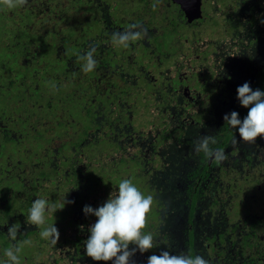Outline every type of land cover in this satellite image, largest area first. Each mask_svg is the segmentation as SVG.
<instances>
[{
  "label": "rangeland",
  "instance_id": "1",
  "mask_svg": "<svg viewBox=\"0 0 264 264\" xmlns=\"http://www.w3.org/2000/svg\"><path fill=\"white\" fill-rule=\"evenodd\" d=\"M84 2L92 1V0H82ZM93 2V1H92ZM121 3H123V7L120 8V12L117 14H123L126 16V21L122 23L114 22L112 19H110L109 15H106L103 17L99 22V28L98 32L94 33L92 32L89 37L86 35L81 36L80 39L77 37H71V39H65L64 43L66 44H76L78 46L77 51L80 52V54H86L88 48L90 45L96 46V53L95 58L97 61L100 60V58L103 56L104 53L103 50L105 48H110L111 50L115 51L120 49V47L113 46L111 42V35L113 32L123 31L125 28H127L131 24H140L143 28L147 29L148 36L144 39H141L135 43H145L147 45V48L141 47L142 51L144 53H147V51L150 53L151 58L144 57L143 63L141 66V71L143 72V75L137 74V78L135 77L132 81H124V82H117V85H114L111 83V81H116V76L114 75H106V70L103 66H98L95 71L98 70L97 76L92 80L94 82H97V86L95 88H91L85 79H78L80 83L81 88L77 89L79 91H75L76 95L80 99V95H87L91 94L93 95L91 102H94L95 105H92L93 108V117L94 122L97 124V130L98 135L101 136V134H108L106 133L111 132V129L108 128V124L111 122H114L116 124V128L122 130L121 136L123 137V143H126L128 146L124 147V149L118 148V145L115 142H110L111 140L107 139L104 140L99 146H87L84 147L82 150L84 151L82 154H80V151L76 152L77 148H80V145L76 149H70L73 146V143L70 144V139L75 136V133L82 129V122L83 121V114L80 112L78 113V102L79 99L76 97L77 104L76 107L69 113L70 108L66 107V109H61L62 113H65L66 118L68 119L66 122L68 124L67 128L62 130L61 135L58 137H55L53 139L54 142L51 144L50 150H47L42 154L39 160L42 162H32L26 167V170L22 173V181L24 183H18L17 186H13V181L11 178L4 177L3 178V186L8 190V193L11 198H18L19 201L17 203H26L34 202L37 198H43L42 197V190L41 188L37 189V194H29V177L27 176V171L29 169H34V166H43L46 164L47 170L52 171H61L63 174H66L67 171L71 172V170H68V166L61 165V161H65L66 159L74 158V156L78 155L80 157V161L76 162L72 167L73 168H80L82 167V173H83V183L86 184L85 190L83 192H86L90 187L97 184L99 180L104 181H110L115 180L117 177L121 178V181L123 178L126 177V179H130L137 188L145 195H151V193L155 192L152 185H145L143 190L142 188V181H141V168L138 165L134 164V158L135 160H140L143 164V166H149L151 167V157L153 156L152 152H146L145 147L148 145L146 142L147 136L149 139H152L155 128L149 124L154 120H157V116L159 113H163L164 115H167L169 111L171 113H176L175 109H173V106L170 100H164L163 94L157 93V85L160 83V86H162L164 89H166L164 82L169 80V76H173L172 74L175 73L176 67H183L181 71H184V69H188V72L193 71V69L201 70V65H198L200 60L202 59L205 50L208 48L211 51V48L214 47L215 44L221 43L225 40V36L223 33H230L232 31V28L229 27L230 24H233L231 19L234 20L237 26L239 28H242L245 22V18L247 16L246 11L241 8H237L238 2L236 0H206V12L209 17L212 18L214 22L207 19V21L198 23L195 25H189L184 23L183 25L180 23L178 25L171 23L170 21L175 17L177 19V16L172 13V11H167L164 9V7L158 8L153 11L152 5H149L146 7V9L143 8V4L141 3L138 6H132L131 3L127 4L125 0H120ZM249 2V0H248ZM253 6V12H254V18H257L259 21L258 23L252 25L251 27V85L254 82V78L258 76L259 73L264 74V0H251ZM50 3V5H47ZM111 3H114V0L111 1ZM172 5H177L175 3H171ZM245 4H247L245 2ZM61 0H28L27 4H25L23 7H16L14 9H9L6 6L0 2V15L3 16L5 14L14 15L13 18H17L16 22L20 21L25 23L27 28L32 29V33L29 34L30 36L29 40L26 38V34L18 33V36H15L14 29L19 27L18 23L15 25V23L11 26H9V23L6 21L3 22L1 25V32L4 35V33L11 32V38L14 41V45H24L25 47H28L30 53H32V50L41 49V39L39 38V32L40 30L43 31L44 29H50L53 33L56 32V42L57 47L60 49L62 47V37L65 35L63 31L74 28L75 31H77V35L79 36L80 29L85 26L84 21H88L91 19V15L87 16L86 12H83L84 8L87 6L84 4H75L73 5V8H70L65 12H61L59 8L55 9V7H60ZM103 5L104 9L108 10L109 5ZM111 6V5H110ZM132 6V7H131ZM246 7V6H244ZM76 11L75 14L82 16L83 21L75 23V19L72 20L66 17L63 19L62 22H59L58 24H55L54 18H58L59 15L63 16H70L71 12ZM111 10L115 12L111 6ZM244 10V11H243ZM36 12V14H35ZM253 12H251L253 14ZM133 13V14H132ZM90 18V19H89ZM181 18V17H180ZM239 19L242 21L239 23ZM72 23H71V22ZM109 22H112V24H109ZM126 22H129V24H125ZM185 22V21H184ZM221 23V26H220ZM242 23V24H241ZM6 27V28H4ZM176 27L178 29L182 30H176ZM94 30V28H93ZM162 35L161 39L159 40V43L157 44V48H160L159 50H155L153 44L149 39H151L155 35ZM261 35L262 40H258V36ZM224 36V38H222ZM252 36H255V39L252 40ZM77 39V40H76ZM173 39V43L171 42ZM256 46V48H255ZM255 48V49H254ZM84 49V50H83ZM250 49V48H249ZM169 51V52H168ZM255 52V57L252 52ZM1 52V51H0ZM165 53V54H164ZM244 52V50H240L234 54H231L227 58V61H223L221 57L219 56L216 63L217 65H211L210 68L215 67L218 68V65H249L248 61L246 60L247 54ZM2 54V53H1ZM0 54V60L8 61V53H4L3 55ZM114 54V55H113ZM112 56H116V51L113 52ZM164 55V56H163ZM222 62V63H221ZM155 63V65L153 64ZM180 64V65H176ZM257 63V64H256ZM183 64V65H182ZM193 68H190L189 66L195 65ZM71 66V65H69ZM111 67H115V65H109ZM198 66V67H197ZM81 67V66H80ZM190 68V69H189ZM79 73H82V68L77 69ZM180 72V71H179ZM188 72H185L187 74ZM84 73V72H83ZM87 75V73H85ZM177 74V73H176ZM17 77L20 76L18 73L16 75ZM87 77V76H86ZM254 77V78H253ZM174 78V77H173ZM172 79L167 83L172 89H175V91H168L170 93H177L180 95V90L182 89V86L179 88L178 83L173 82ZM194 79L197 77L193 76ZM104 79V80H103ZM137 80L142 82H137ZM101 81V82H100ZM123 83V84H122ZM152 85L153 88L148 89L147 86ZM87 86V87H86ZM117 86V87H116ZM178 87V88H177ZM78 88V86L76 87ZM105 88V94L102 92V89ZM200 90H204V88L201 86L199 87ZM92 90V92H91ZM97 90H101L100 92H97ZM69 92H61L59 93L61 96L66 95L69 96ZM91 92V93H90ZM90 96L88 97V100H90ZM99 96H106V98H110L111 101L107 102V107L103 105H97L96 99H98ZM102 100H105V97H101ZM122 100L124 101L125 106L129 107L130 109L125 112L123 110V115L126 114L128 116H131V118H134L132 120H129V118L125 119L124 116L119 117L121 113V109L124 108ZM114 102V103H113ZM112 106V107H111ZM118 108V111L114 110L116 107ZM180 107V106H179ZM177 107V108H179ZM114 110V111H113ZM69 113V114H68ZM29 114H26L23 116V118H27ZM127 116V117H128ZM169 117V114L167 115ZM158 122V120H157ZM94 123V124H95ZM93 124V125H94ZM140 124V125H138ZM71 125L73 127H71ZM76 125V127H75ZM108 128V129H107ZM141 131V134L138 135L137 133ZM93 134L90 135V137L96 138L97 133L95 132L94 128L92 127ZM109 136V135H108ZM47 137V136H46ZM20 140V137H18ZM136 138V140H135ZM42 140V139H41ZM65 140V141H64ZM76 140V139H75ZM126 140V141H125ZM57 143H63V149L60 151L61 154L58 155V150L53 149L54 146H56ZM87 144V141L85 142V145ZM67 145V146H66ZM259 145V142L256 141L255 143L251 144V147H257ZM49 146L48 143L44 142L41 147L47 148ZM120 147V146H119ZM82 148V147H81ZM123 148V147H122ZM143 149V155H141L140 149ZM161 153L165 155L166 159H172V157L169 154V151L167 147H162ZM107 149V150H106ZM106 150V151H105ZM148 151V150H147ZM104 152V154H103ZM126 157L124 158V154ZM46 154L48 156H46ZM181 154L179 153L178 157H181ZM44 155V156H43ZM141 156V158H144V161L138 158ZM123 157V161L122 158ZM37 157L26 159L36 160ZM44 158H46V162H44ZM84 159V161H82ZM4 163L9 166H16L21 167L22 162L16 160L11 155H8L6 159L4 160ZM84 163V164H83ZM68 165V164H65ZM173 165H175L173 167ZM142 166V167H143ZM173 170L176 169L177 172H180V167L177 163H171V162H165V165L161 167L160 174H167L170 169ZM163 173V174H162ZM247 173V171H246ZM79 178L82 176L80 173L78 174ZM139 175V176H138ZM247 179L240 178L237 180L236 184H233L236 187V190L233 194H226L225 199H228V195H233V198L235 202H241L240 200L243 198L244 202L243 209L242 205H233L231 207L230 214H228V220L230 223L238 220V222L242 221L244 217L247 214L251 213V198L247 196V194H243L241 192L242 188L246 189L247 185L251 187V184H256V188L254 190L260 191L259 193L264 194V163L257 162L254 167L249 169V173L246 174ZM230 176V175H229ZM143 177V176H142ZM227 178V177H226ZM146 179V178H145ZM233 179V178H231ZM42 180V179H41ZM144 180V179H143ZM147 184H151L149 180H147ZM151 181V180H150ZM43 183L46 182V178H43ZM140 185V187H138ZM258 185L260 187H258ZM50 189H55L57 186L54 181H51L49 183ZM163 188H165L164 185H162ZM182 187V185H181ZM57 188V187H56ZM105 188V189H104ZM184 188L182 187V191ZM62 193H67L64 191L56 190L55 195L60 197ZM69 193V192H68ZM67 193V194H68ZM70 194V193H69ZM108 194V188L103 187L100 188L96 197L92 198H85V202H95L98 201H104ZM53 195L50 197V202H57V199L63 203L64 198L66 201H69L70 203H66L63 208H65L68 213L71 212V216H76V223H72L70 226H66L64 232L62 235H59L58 243L60 246H52L49 247L47 251L44 252V248L38 247L35 249V251L32 253L34 255V264H66L67 259H69V252L70 250L74 249L72 248L73 245L70 242L69 239L74 238L77 232L80 231L82 228H89L93 223L96 222V217L91 216L86 223H82V219H86V215L78 216L80 215L79 212H83V206H81V202H77L74 199L73 195H65L63 198H57ZM179 194L175 191V189L169 190L166 189L163 192V197L166 200V209L167 207H171L172 211H178L182 208V205L178 202V196ZM152 196V195H151ZM174 197L173 201H170L169 197ZM260 197V196H259ZM4 201V200H3ZM97 201V202H98ZM169 201V202H168ZM106 202V200H105ZM104 202V203H105ZM61 203V204H62ZM101 205L96 204L97 208ZM95 206V205H93ZM156 206H158L156 204ZM92 207V206H91ZM257 208V204L254 205V210ZM242 209V210H241ZM155 210V202H153L152 209L147 215L146 219V228H151L150 226L154 225L153 223L156 222L154 213ZM58 212V211H56ZM64 212V211H62ZM258 212V211H253ZM68 217V216H67ZM66 216L63 217L61 220L63 223H66ZM51 216L49 214H46V226L54 224L51 221ZM68 218V219H69ZM73 228H72V227ZM214 228V227H213ZM218 227L214 228V230L208 229V235L210 236L211 233H215L218 231ZM226 227H223V231L225 232ZM227 231V230H226ZM230 230H228V233ZM227 234V233H226ZM35 243V242H34ZM70 247V248H69ZM43 249V250H41ZM50 252V254H49ZM63 255V259L57 263H54L55 260L59 259L58 254ZM68 256H67V255ZM60 260V259H59ZM65 260V261H64ZM36 262V263H35ZM69 262V261H68Z\"/></svg>",
  "mask_w": 264,
  "mask_h": 264
},
{
  "label": "trees",
  "instance_id": "2",
  "mask_svg": "<svg viewBox=\"0 0 264 264\" xmlns=\"http://www.w3.org/2000/svg\"><path fill=\"white\" fill-rule=\"evenodd\" d=\"M92 1L84 2L82 0H61V4L63 5H61L60 7H55V9L59 8L61 12H66L69 7L73 8V5L75 4H84L87 7L84 8L83 12H86L87 16L89 15V13L91 15V19L89 18L90 20L84 21L85 26H83L80 31H78L79 36L77 35V31H75V26L74 28H69L63 31L65 35L62 37V47L60 49L57 47L56 32L53 33L50 29H44L43 31L40 30L39 38L41 39L40 46L42 48L32 50V53L28 52L29 48L25 47L24 45H14V41L11 38V32L4 33L3 35L0 30V54H9L8 61L0 60V264H4L5 261L3 259L7 260V257L4 256V249L19 241H31L30 244H25L22 246V250L19 253L20 264H34V255L32 253L36 248L41 246V248H44L45 252L49 247H52L47 241L41 239L39 235L40 228H37L35 225H28L26 223V217L28 215V210L31 207V203H17L19 199L16 197L11 198L8 190L3 186L4 177L11 178L13 181H15L12 182L13 186L18 185L16 182L23 183L22 171L19 169L20 167L6 165L4 163V160L8 155H11L16 160L22 162L21 167H24L29 161H31V159H26L27 157H37L35 162H42L41 160H39L40 157L38 156H41L42 154H44V152L50 150L49 148L55 140L53 138L61 135L62 130H65L68 126L66 122L68 120V117L65 116V113L61 112V109H66L65 106L69 107V113H71V111L76 107L77 100L75 97V91H79L77 89L83 86L80 85V83L76 80H78L79 78H83L91 88H95L97 86V82L92 83V80L97 76L98 70L95 71V69L93 72L87 73V75L83 72L79 73L77 69H81V63L78 61V56L82 54L77 51L78 46L76 44H66L64 43V41L65 39H71V37H77L78 39H80L83 35L89 37L92 32L97 33L99 22L106 15H109L110 19L118 23H122V21L120 20H123V22H125L127 19L123 14H117L120 12V8L123 7V3H121L120 0H114L113 4L111 3L112 0ZM125 1L127 4L131 3L132 6L138 7L142 3L144 5V9H146V7L149 5H153L154 2V0ZM171 3H173L172 0H160L158 8H160L161 6L164 7V9H166L167 11H172V13L177 16V19H175L174 17L170 22L173 24L176 23V25L180 23L183 25L185 22L182 14L178 10L177 5L175 6ZM102 4L109 5L108 10L104 9ZM47 5H50V3H48ZM110 5L115 12L111 10ZM76 11L77 10L71 12L70 16L59 15L58 18H54L55 24L62 22L66 17H70L69 19L71 20L74 18L76 21L75 23L83 21L82 16L75 14ZM13 17L14 15L9 14H5L3 16L0 15V29H2L1 25L4 21L9 23V26L13 25L14 23L16 25L18 23V25L20 26L14 29L15 36L17 37L18 33H23L26 34V38L27 40H29L30 36L28 35L31 34L33 30L27 28L25 23L23 22H16L17 18ZM109 24H112V22H109ZM125 24H129V22H126ZM177 29L178 27H176L175 31ZM178 30L182 29L179 28ZM161 37L162 35L160 36L159 34H156L151 39H149V41L152 42L155 50H159L161 48H157V44L159 43ZM171 42L173 43V39ZM144 46L147 48V45H145V43L143 42L131 44L127 49L120 48L118 50H115L117 53L116 56H112L113 52L115 51L111 50L110 48H105L103 50V56L98 61V66H103L105 68L104 70H106L105 73L107 76H116V81H111V83L114 85H117V82L119 81H132L135 77L137 78V74H140L142 72L140 69L143 63V58L149 57L152 60V57L148 51L147 53H144L142 51L141 47ZM153 64L155 65V63ZM109 65H115V67H111ZM176 65L178 66L180 64L176 63ZM181 69L180 67H176L175 73L172 74L173 76H169V80L164 82L166 89L160 86V83L156 87L157 93H161V95L164 93L162 99H172L173 101H171V103L174 102L175 105L177 104L176 106H174V108L180 113L184 108L179 104V99L177 97L178 94L170 93L168 89L170 91H175V89H172L169 85H167V83L173 77L174 78L172 81L178 83L176 73H178ZM18 73L20 74V76L17 77L16 75ZM142 75L143 72L141 73V76ZM137 82L142 81L137 80ZM77 86L78 88H76ZM147 87L148 89L153 88L152 85H149ZM251 88L253 90L260 89L261 91H264V82L260 83L259 81H257V83H253ZM67 91H70L69 96H61L59 94L61 92L65 93ZM100 91L101 90H97V92ZM102 92L104 94L106 93L105 88L102 89ZM89 96L90 94L80 95V99L77 96V98L79 99L78 113L80 114V112H82L83 121H85V123L82 122V129H79L75 133V136L70 139V144H67L71 145L73 143V146L70 149H76L79 144H83L80 145V148L76 149V152L80 151V154L84 152L82 150L84 147H97L102 142H104V140L107 141V139L109 140L110 138V132H108V130L106 132L108 134H101V136L98 135L99 131L96 128L97 124L94 122V117L92 115V105H95V103L91 102L93 95L91 94L90 100H88ZM101 97H105V100H102ZM108 101H111L110 98H106V96H99L98 99H96V104L107 107ZM122 103L124 108L121 109L119 117L124 116L125 119H134L126 114L123 115V110L127 112V110L130 108L125 106L123 100ZM118 108L119 107L117 106L114 110L118 111ZM26 114H29V116L27 118H23V116H25ZM211 118L212 116L206 118V121L208 120L207 125L212 121ZM149 124H151L155 129H159L160 131H162L161 134L163 138H159V142L161 143L162 140L163 143L170 142L167 138L174 136V144L176 150L178 148V145L186 146L188 147V149H190L194 145L196 137L199 136V133H197L196 130L187 128L181 122H177L175 126H172L168 125V122L160 124L159 120L158 122L157 120H154ZM71 127L73 126L71 125ZM92 127L97 133L96 138L90 137V135L93 134ZM196 127H202V129L205 128L204 123L195 125L193 128ZM167 129L169 131H167ZM155 133L156 130L154 134ZM137 134L140 135L141 131H139ZM18 137H20V140L17 143V140L19 139ZM86 141L87 144L85 145ZM109 141L112 142V140ZM44 142L49 144L47 148L41 147ZM118 144L120 146H118V148H121L123 141H120V143ZM122 147L124 149L123 145ZM63 148V143H57L56 146L53 147L54 150H58L57 156L61 154L60 151ZM180 153H183L181 154V157L186 156L184 154V150H181ZM46 156L48 155L46 154ZM121 158L123 161V157ZM80 160V157L76 155L74 156V158L61 161V165H63L65 162V164L68 165L64 164L63 166H68V170H71V172L67 171L66 174H63L61 171L59 172L47 170L46 164H44L43 166H34V169H29L27 171V176L29 177V182L27 183L29 184V194H37V189L42 187V197L44 199H47L48 201L53 193L55 195L56 190H59L67 193L69 192L70 194L62 193L60 197L55 195L57 198H63L65 195H73L75 201L81 202V206H83V208L85 205H92L94 201L86 203L84 199L92 197L97 198V194L100 188L107 187L108 184L114 182V180H99L96 185L90 187L86 192H83L85 190L86 184H84L82 181V167H72L74 164H76V162H79ZM142 160L144 161V158ZM82 161H84V159H82ZM44 162H46V158H44ZM154 169L147 165L141 168L144 173V177L149 180V182H151L152 187L158 188L162 185V183L158 178L157 180L155 179ZM79 173L82 176L81 178H79ZM44 177L46 178L47 183L42 184ZM51 181H54L56 183L57 188H49L48 185ZM255 185L256 184L252 183L251 187L247 188V190L251 192V214L246 215L242 221L238 222L236 225L234 224L235 226H231V230L233 229V227L234 229L238 228V233H241V231L246 228L245 225L256 223L255 221H253L254 216H256L254 215L253 211H258L259 206L260 212H262L259 215H261L262 218H257V220L261 223H264V194L259 193L260 191L254 190V188L257 187ZM97 201L98 200H96L95 202ZM254 201L257 204V208L255 210L254 205L256 204L254 203ZM57 202L58 206L62 203L58 199ZM104 202L105 200L102 202L98 201V203L100 204ZM13 208L15 209L16 214L15 212L13 213ZM2 209L4 210L1 212ZM57 211L58 212H55L54 214H48L49 216H51L50 219L54 223V226L58 229L59 235H62L66 228V224H61L60 220H62L64 216L67 217L68 215H71V212L69 211L68 213L65 208ZM79 214L80 215L78 216L85 215L84 212H79ZM91 216L92 215H88L85 220L83 218L82 223H86ZM68 218L69 217H67L68 223H76V216H71L69 219ZM15 223H19L21 227L17 236V241L13 242L10 240L7 233L8 228ZM251 231L253 232V230ZM255 232V234L259 233V235L257 234L256 238L253 239L254 243L251 242V257L247 255L245 261H243L242 264H252L253 262H255V264H259L260 261L264 264V226L262 225V227L258 231H256L255 229ZM75 234L76 235L73 236L74 238H72L73 242L77 238L78 241L75 242L77 244V248H80L84 235L82 234V230ZM235 237L237 236L235 235ZM242 237L245 243H247L248 240L246 238L248 237V235H242ZM56 246L60 245L56 244ZM252 248H254V250H252ZM255 256H260L262 257V259H256ZM57 261H59V259L55 260L54 263H57ZM230 263L238 264V259L235 260L233 258L231 259Z\"/></svg>",
  "mask_w": 264,
  "mask_h": 264
},
{
  "label": "flooded vegetation",
  "instance_id": "3",
  "mask_svg": "<svg viewBox=\"0 0 264 264\" xmlns=\"http://www.w3.org/2000/svg\"><path fill=\"white\" fill-rule=\"evenodd\" d=\"M236 2H238L237 8H244L247 13L244 19V24L246 26L243 25L242 28H239L234 20L231 19L230 21H232L233 24H230L229 27L232 28V31L230 33L222 32L223 35H226L225 40L215 44L214 47L211 48V51L209 48L205 50V55L198 64L201 65V70L193 69L192 71L191 69V71L188 72V69H184V71H181V69L180 72L176 74L178 87L180 88L182 86L180 95L178 94L177 97L180 106L184 109H182L180 113L174 108V106L177 105L174 103L172 104V110L175 109L176 113H171V111H169L167 113L169 117L163 113H159L157 116V120H159L160 124L168 122V125L175 126L177 122H181L187 128L196 130L199 136L196 137L195 141L204 135L214 136L217 143L212 147L224 151L227 155V159L220 164L214 163L212 160L205 158L203 153H197L194 150V145L190 149L186 146L178 145L176 150L174 136L167 138L170 142L163 143V140L162 143L159 142V138H163L161 134L162 131L159 129H156V133L151 140L147 136L146 142L148 145H146L145 151L152 152L153 156L150 159L151 168H155V179L157 180L158 178L165 188H163L162 185L158 188L153 187L155 192L151 193V195L153 197V202H155L154 213H156V222L153 223L154 225L150 226L151 228L145 227V229H143L145 233L150 232L153 235L154 242L157 246L144 254L137 252L134 257L135 264H147L148 256L152 254L159 255L161 250H167L173 254L183 252L185 254L191 253L193 256L201 255L205 259H209L211 264H231L230 261L233 258L235 260L238 259V264H242L247 255L251 257V242H253L257 234L259 235V233L255 234V229L258 231L262 225L264 226V223L257 220V218H262V216L259 215L262 213L260 212L259 206L258 212H253L254 215H256L253 221L256 223H251L252 227L250 224L245 225L246 228L242 230L241 233H238V228L234 229L233 227L231 230L230 227L234 224L236 225L238 220L236 219V221L230 223L228 220L230 209L234 204L242 205L243 209L242 202H244L245 199L243 200L242 198L240 200L241 202H235L233 195H228V199H225L226 194H233L235 192L236 187L233 184H236L237 180L240 178L247 179L246 174L249 173L250 167L252 169L257 162L264 163V139L258 138L256 141L259 142V145L257 147H251V144L239 140L238 131L228 125L226 126L223 119L226 114H230L233 111L239 113L241 120L247 115L248 109L240 105L236 90L238 86H242L245 82H248L250 86L253 85H251V55H249L251 54V27L259 21L257 18H254V5L251 0H249V2L248 0H236ZM245 2L247 4H245ZM206 5V0H201V15L190 22L186 20L178 4L177 7L185 23L195 25L205 22L207 19L214 22L212 18H207L209 16L206 12ZM251 12H253V14ZM241 21L242 20L239 19V23ZM222 38H224V36ZM258 38H260L258 40L263 41L261 35H259ZM254 39L255 36H252V40ZM240 50L249 53H246V60L249 65H218V68H210L211 65H217L216 61L219 56L223 61H227L226 57ZM252 53L255 57V52L253 51ZM196 65L197 64L189 67L193 68ZM185 72L188 73L185 74ZM193 76L197 78L194 79ZM257 81L260 83L264 82V74L259 73L258 76L254 78L253 83L255 84ZM201 86L204 88L203 91L199 89ZM210 116H212V121L207 125L208 120L206 121V118ZM201 123H204V129H202V127L193 128L195 125ZM112 124H114V122L108 124V128L111 129L109 133L110 139L119 146L118 143L123 141V137L121 136L122 130L119 128L117 130L116 124ZM167 131L169 130L167 129ZM234 138L237 141L236 143L233 142ZM122 145L124 147L128 146L126 143ZM122 145L121 149H123ZM165 146L172 159H166L165 155L161 153L162 147ZM181 150H184L186 156L178 157ZM140 151V154L143 155L142 148ZM123 154L125 158L126 155L125 153ZM138 158L142 160L141 156ZM32 162H35V160H31L24 167L19 168L22 173ZM165 162L177 163L180 167V172L175 173L177 171L176 169L173 170L175 166L173 165L172 169H170L167 174L162 173L163 175H161L160 168L165 165ZM134 164L138 165L140 168L143 166L142 162L137 159L136 161L134 160ZM139 175H141L142 190L145 185H151L147 184V181H145L146 179L142 170ZM123 179H126V177ZM119 182H121V178L117 177L114 182L108 184L106 201L112 192L115 193L118 191ZM181 185L184 188L183 191ZM246 186L250 188L249 185L246 184ZM138 187H140V185ZM258 187L260 186L258 185ZM247 188H242L241 192L247 194V196L251 198V192L247 190ZM166 189H175L179 194L178 196L180 198H178V202L182 205L180 210L172 211L171 207H167L166 209V200L163 197V192ZM169 198L170 201L174 200V197L170 196ZM254 203L256 204L255 201ZM96 204L101 205L98 202H94L90 206L95 209L97 208ZM156 204L158 206H156ZM13 209V213L15 212L16 214L15 209ZM3 210L4 209H2L1 212ZM250 214L246 213V215ZM69 216L70 215H68V217ZM60 222L63 224L61 220ZM72 223L66 221L65 224L66 226H70ZM224 226L226 227L225 232L223 231ZM209 227L211 230L217 227L219 229L209 236ZM248 227L253 230V232ZM88 229L89 228L80 229L84 235L80 248H77L75 242L78 241L77 238L74 242L73 239H69L73 245L72 248L74 251L70 250L69 259H67L66 264H112V262L93 261L85 254L84 241L90 236ZM228 230H230L229 233ZM235 235L237 237H235ZM242 235H248L246 238L248 240L247 243L242 239ZM252 250H254V248H252ZM58 255L60 262L64 257L61 253ZM257 258L260 260L262 259L260 256H257L256 259ZM3 260L6 261L5 259ZM252 264H255V262ZM259 264L263 263L260 261Z\"/></svg>",
  "mask_w": 264,
  "mask_h": 264
},
{
  "label": "clouds",
  "instance_id": "4",
  "mask_svg": "<svg viewBox=\"0 0 264 264\" xmlns=\"http://www.w3.org/2000/svg\"><path fill=\"white\" fill-rule=\"evenodd\" d=\"M9 9L23 7L28 0H0ZM160 0H154L152 8L155 11ZM148 36L147 29L140 24H131L123 31L113 32L111 42L113 46L127 49L131 44ZM96 46L90 45L86 54L79 55L78 61L84 73H91L98 67L95 58ZM237 99L240 105L248 109L247 115L241 120L236 111L226 114L223 119L226 125L238 131L239 140L252 144L258 138L264 139V91L253 90L248 82L237 87ZM236 143V139L233 140ZM217 140L212 135H204L194 142V150L203 153L205 158L220 164L227 159V155L221 149L212 147ZM66 203L61 205L50 202L44 198H37L32 202L26 217L28 225L40 228L41 239L51 246H56L59 240V231L52 225H46V214H54L62 210ZM153 197L145 196L130 179H123L118 184V191L111 193L102 206L92 208L85 205L83 212L86 216H95L96 222L88 231L90 236L84 241L85 254L93 261L112 262V264H135L134 257L137 252L144 254L151 251L157 245L150 232L145 233L147 215L152 209ZM20 224L15 223L8 228V237L16 242L20 230ZM24 240L13 243L4 249L7 260L4 264H20L19 253L22 246L30 244ZM147 264H211L209 259L201 255L193 256L183 252L173 254L167 250H161L159 255L152 254L147 258Z\"/></svg>",
  "mask_w": 264,
  "mask_h": 264
},
{
  "label": "water",
  "instance_id": "5",
  "mask_svg": "<svg viewBox=\"0 0 264 264\" xmlns=\"http://www.w3.org/2000/svg\"><path fill=\"white\" fill-rule=\"evenodd\" d=\"M172 1L180 6L188 22L192 21L195 18H198L201 15L200 13L201 0H172Z\"/></svg>",
  "mask_w": 264,
  "mask_h": 264
}]
</instances>
